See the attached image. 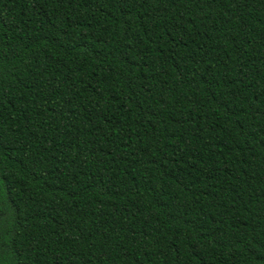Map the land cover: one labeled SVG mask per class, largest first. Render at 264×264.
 I'll return each mask as SVG.
<instances>
[{"label": "trees", "instance_id": "16d2710c", "mask_svg": "<svg viewBox=\"0 0 264 264\" xmlns=\"http://www.w3.org/2000/svg\"><path fill=\"white\" fill-rule=\"evenodd\" d=\"M0 264H264V0H0Z\"/></svg>", "mask_w": 264, "mask_h": 264}]
</instances>
